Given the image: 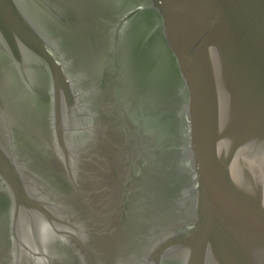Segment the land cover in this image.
<instances>
[{"label": "water", "instance_id": "1", "mask_svg": "<svg viewBox=\"0 0 264 264\" xmlns=\"http://www.w3.org/2000/svg\"><path fill=\"white\" fill-rule=\"evenodd\" d=\"M0 264H264V0H0Z\"/></svg>", "mask_w": 264, "mask_h": 264}]
</instances>
